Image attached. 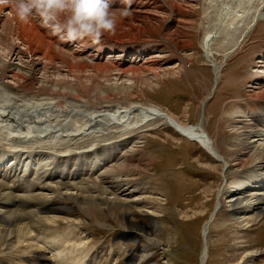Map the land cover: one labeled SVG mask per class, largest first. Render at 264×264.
Masks as SVG:
<instances>
[{
    "label": "rangeland",
    "instance_id": "rangeland-1",
    "mask_svg": "<svg viewBox=\"0 0 264 264\" xmlns=\"http://www.w3.org/2000/svg\"><path fill=\"white\" fill-rule=\"evenodd\" d=\"M248 1L203 0L200 1V4L190 5L191 7L185 5L182 8L181 20L188 17L189 20L183 22L189 27L190 33L188 36L186 34V37H182L181 41L186 42V49L179 51V56L174 49L170 50L172 45H168L166 51H169L172 60L170 64L163 66V69L168 70L163 71L160 67L154 66L157 67L154 69L159 71L153 72L156 78L151 76L153 78L148 79L151 80L148 81L149 83L139 85L131 82L129 88L126 87L123 90L119 88L118 91L114 89L117 93H108L109 100L118 98V100L112 101L115 106L125 107L135 104L154 106L173 115L186 126L191 125L186 123L198 122L201 105L207 100V109L213 111L214 116L210 115L209 111L207 112L206 117L209 116V118H206V125L207 121L212 120L214 138L217 139L219 133L220 137L218 144L211 137L209 129L207 131L210 136L206 131L205 137L193 138L182 134L174 127L180 134L197 141L207 151L208 156L206 154L198 158L195 149L192 147L193 145L200 147L199 144H194L187 139L183 141V137L180 140L173 139L176 136L175 132L170 128L160 127L156 122L150 123L147 128L138 129L140 131L138 134L133 133L134 140L124 138L125 135L129 137L131 132L123 133L121 140L124 146H120V148L124 149L122 160L131 154L127 162L130 165L127 166L129 171L119 174L118 177L114 176L113 180L120 181L122 186L127 181L131 182L130 185H124V188L117 189V197L125 205L130 206L131 212L136 213L126 215V218L135 222L137 229L135 232L131 231L129 226H126V218L119 212L117 213L114 208L111 212L109 209L106 210V206H102V209L105 208L101 211L92 209V212H104L99 215L100 219L90 216V218L83 219L81 230L71 228L74 230L71 233L76 235L70 249L76 255L85 256L84 260L88 264H114L116 262L114 254L118 252V246H126L123 254L119 257L118 264H201L200 257L205 250L209 252L206 264H264V217H261L263 210L250 213L252 210L250 208L251 210L245 211L247 206H251V203H248L249 201L245 198L246 196L264 194V186L253 181L260 175L261 171L255 167L253 159H250L255 148L264 143V141L259 140V134H253L255 128L262 127L260 121L264 118V77L260 76L264 75V71L259 69L264 65V0ZM211 2L212 4H210ZM242 14L243 18L241 17ZM247 28H251V30L245 33ZM211 33L219 35L213 44V58L211 56V59L216 65L227 64L219 83L217 81L220 74L216 72L215 78L213 67L208 64L205 55L202 54V43L206 36ZM158 39L156 37L153 41H158ZM143 45L140 43L139 46ZM169 54L166 52L167 56ZM181 56L186 60L182 61ZM194 56L198 57L197 60ZM190 57H192L191 64L189 63ZM182 62H185L183 66L186 72L184 73L182 72L183 68L179 69ZM115 65L117 68L112 65L104 66L106 69L117 70L118 64ZM147 67L152 70L153 66ZM138 70L147 71L141 67ZM150 71L144 74H149ZM112 74H116V72ZM119 78L121 81L128 79L125 76ZM215 79H217L216 85L223 83L224 87L217 91L215 99H209L215 91L213 89ZM174 85H176L175 90H173ZM29 86L32 92L37 91L35 84ZM39 87L40 85H37V88ZM228 87L229 90H227ZM210 90L212 91L210 92ZM106 91L103 90L102 93L104 94ZM67 97L70 101L74 98L73 96ZM80 99L84 102H88L89 99L91 102L88 103L97 109L110 108V102H99L89 98L88 95L84 97L80 94ZM190 103L193 106L192 110H189ZM168 111L176 113L177 116ZM138 124H142L141 121ZM198 125L197 123L196 126L191 125L190 127L198 128ZM111 126L113 127V124ZM160 128H162V133L161 136H158ZM240 132L243 135H239ZM252 135L257 136L258 141L253 142ZM158 138L164 139V142H156ZM207 138L216 143L217 147L220 145L218 148H221L220 151L223 154L221 155L231 165L229 171H222L221 163L209 159L213 156L207 147ZM244 142H253L249 145L251 152L248 155H246V151L242 150L244 144L241 143ZM240 144L244 154L238 152ZM156 146L167 151L163 153V158L166 161V156L176 154L172 157V163L168 164V171L175 176L180 175L182 182L173 180L172 176L156 178L153 181L149 175H146L150 166L153 170L159 168L156 157L148 161L150 154L156 151ZM1 152L2 150H0ZM239 162L242 164L240 165ZM174 164H177L175 169H173ZM163 173L164 170L160 171L161 175ZM101 175L102 173L96 174L93 180L82 183V186L96 187L97 190L95 184ZM193 175H198L195 178L198 180H188ZM157 180L168 182L166 188L167 194L170 196V198L167 196L168 201L167 198L160 196L161 189ZM247 181L251 182L253 189L251 192H244L245 195L241 196L232 193L233 186L231 185L238 183L236 186L241 187L242 182ZM58 183L60 182L51 184L54 190ZM36 194L54 195L51 191H41L36 192ZM98 195L99 193L96 192L95 196ZM112 196L115 197V195ZM238 198L243 199L244 209H236L233 212L232 207H230L231 203L234 202L233 199ZM108 199L111 198L108 197ZM219 203L220 211L211 224V230L208 228L206 234L207 229L204 230L206 222ZM86 210L89 211V209ZM76 212L78 210L74 208L68 213L76 215ZM114 214L119 216L115 218ZM149 226H153V229L149 230ZM98 231H102L104 234L99 235ZM94 238L98 239L94 241ZM47 241L48 238L43 241L44 244L28 248L31 246L29 243L36 242L13 240L9 247L0 249V257L29 256L32 258L34 256L37 258L42 254L43 258L45 253L46 259L52 261L53 254L46 251ZM91 255L96 256V258L91 259ZM250 256H254L255 260L250 259L252 258ZM243 257L245 259L242 261ZM12 264L24 263L21 260H16Z\"/></svg>",
    "mask_w": 264,
    "mask_h": 264
},
{
    "label": "bare ground",
    "instance_id": "bare-ground-1",
    "mask_svg": "<svg viewBox=\"0 0 264 264\" xmlns=\"http://www.w3.org/2000/svg\"><path fill=\"white\" fill-rule=\"evenodd\" d=\"M200 1L202 2L203 0H118L116 10L126 9L129 14L118 19L117 27L113 34L103 37L107 40L116 42L117 45H122L123 47L131 49H135L136 44L140 41L146 42L148 46L138 47V49H136V54L134 53L138 56L141 54V56H137L136 59L131 57L133 61H129L128 64H137L136 60L141 59V62L144 60L141 67H145L143 63H152L156 61L154 63L159 64L158 66L163 69L166 56L161 60V63L159 59L147 60V54L150 53L149 51L154 48L156 49V47L151 46V39L156 35L165 36L164 41L173 45L174 47L172 49L179 55V51L186 49V42H182L181 38L186 37V34L188 36L190 33L189 27L181 20L182 8L185 5L200 4ZM247 1L248 0H246V2ZM248 3H250V1H248ZM210 4H212V2ZM240 6L237 7L241 8ZM243 9L244 7L241 9V12ZM243 14L242 16L240 15L242 18ZM250 30L251 28H247L245 33ZM218 36V34L211 33L206 36L202 43L203 54H205V58L209 61H211V56H213V44L218 39ZM51 37L54 38L56 36L51 31L49 34L44 33L41 27L34 23L32 19L27 23L19 22L8 5H0L1 146H8L10 149L25 146L23 149H27L30 152H36V147H39L49 149L56 154H81L76 157H87L92 155L95 151L91 149L93 146L101 147L102 143L121 138L123 136L122 134L126 132H131V134H129V137L125 135L124 138L131 140L134 138V136H132L133 133H140L138 129L142 127L147 128L150 123L155 122H162V127L168 126L182 137H186L182 134L193 138L206 136L208 128L206 125V116L203 113L198 121V128H194L190 127V124H188L190 126H186L173 115L154 106L135 104L121 107L115 106L113 104L114 102H112L118 100V98L109 100L108 93L114 94L117 93L119 88L122 90L126 89V87L129 88L131 82L138 83L139 85L149 83L148 81L151 80L148 79H152L153 77L156 78L153 72L156 71L157 73L159 71L158 69H152L151 71L147 69L146 72L150 71V73L144 74L146 72L138 70L137 67L123 69L128 66L126 62H117V70H111L110 68H107V70L104 66L105 64H100V59L95 60L90 55H87V53L91 51V48L83 46L82 42L77 41L75 43L65 44L60 40L48 41L47 38L51 39ZM164 41L162 44L165 45L164 50H166L168 45L164 44ZM164 52L161 50V47L157 49V53ZM228 55L230 56V54ZM223 69L224 65L218 66L215 64V78L216 72L220 74L218 76V81L216 79L217 83H219L220 79L222 80ZM261 69L264 71V67ZM166 70L168 69H163V71ZM115 72L116 74H112ZM123 76L128 79L126 81H121L120 78L118 79V77L123 78ZM151 76L153 77L151 78ZM25 84H27V86H25ZM31 84H35L36 89L37 84L40 85V88L34 95L30 93V86L28 87V85ZM103 90L107 91L103 94ZM80 94L84 97L88 95L89 98L99 102H110V108L97 109L91 103H88L91 102L89 99L88 102L82 101L80 99ZM67 96H73L74 98L70 101ZM206 104L207 100L202 103V108H205ZM79 115H81L82 119L79 120L76 118V120L72 122V119ZM137 120L138 123L141 121L142 124H138ZM111 124H113V127ZM33 125H38L37 129ZM98 127L103 129L106 133L100 135L98 132L97 134L96 129ZM174 127L182 134L176 131ZM48 133H50L48 137L40 136L41 134ZM240 134L243 135L242 132H240L239 135ZM253 134H259V140L264 141V133L260 131V129L257 128ZM251 138L254 139L253 142L258 141L255 135H252ZM186 139L199 144L193 139L187 137ZM206 140L208 142L207 147L209 152L213 156V158L209 157V159H214L216 163H221L223 166L222 171H229L231 165L228 160L222 156L223 154L220 148H218L219 146L217 147L213 139L214 142L209 138ZM253 142L241 143L244 144L242 150L244 152L246 151V155L251 152L249 145ZM107 144V146L112 147L115 143L110 142ZM241 144L238 152L244 154V152L241 151ZM130 155L131 154L125 156V160H122V155H112L114 157L113 160H109V158L105 159V165L107 166L102 167L103 169L106 167L105 173L100 178V182L95 184L97 190L96 187L75 186L73 188L66 185L64 187L61 186L62 189L51 197L34 194L30 197L22 198L20 195H17V192L29 193L32 192L35 187L27 185L28 187L25 188L26 184L24 183L9 187L7 182L19 178V176L13 179H11V177L9 178L10 180L7 181V178H4L5 183H0V207H6V213L8 215L5 216L3 220L0 219V249L6 246L9 247V244L13 240L36 242L29 243L31 246L28 248L32 246V248H34L36 245L44 244L43 240L40 239V235L42 234L47 238L49 237V243H51V239L53 240L54 238V246H59L55 247L59 254L52 262L45 260L46 256L44 255L43 259L42 254L37 258L34 256L32 258L29 256L17 258L9 256L5 258L0 257V259L4 258L0 260V264H12L16 260H21L24 264H88V262L84 260L85 256H78L74 259V257L70 258L65 251H63V249L69 247V243L73 240L74 235L72 233H65L61 236L55 233H47V231L55 229L53 226L58 228L66 224L81 229L82 223L79 224L69 219L67 216H62L65 214L70 215L68 212L74 210V208L78 210L76 216L82 218H90V216H92L93 218L100 219L99 215L102 214L103 211L92 212V209L101 211L105 208L102 209V206H106V210L109 209L110 212L112 208L116 209L117 213L119 212L125 218L126 215L132 213L136 214L135 212H131L130 206L125 205V203L117 197V189H122L124 185H130L131 182L127 181V183L122 186L120 181L113 180L114 176L118 177L119 174H124L126 171H129L127 170V166L130 165L127 162ZM251 158L255 163V167H258L260 170L264 168V143L255 148L250 159ZM242 163H244V160H242ZM242 163H240V165ZM77 170L80 169L73 168L70 172ZM110 184H113V186H110ZM105 185H109V187ZM59 188L58 186L57 189ZM7 189L10 191L8 195L3 192ZM71 189L72 191L74 189L76 192L72 193ZM96 192L99 193L98 196H95ZM237 194L240 196L245 195V193ZM112 195H115V197ZM108 197L111 199H108ZM245 198L249 201L248 203H251V206L253 205L250 213L256 210H263V215L261 212L260 213L261 217H264V194H251ZM242 200L243 199L240 198L236 200L233 199L234 202L231 203L230 206L233 212L236 209H244ZM260 205L261 207H258ZM217 208L219 210L220 204H217ZM86 209H89V211ZM248 210L249 207L247 206L245 211ZM49 214L52 215L49 216ZM118 216V214H114L115 218ZM211 216V219L209 222H206L207 224L204 228V230L207 229L206 234L208 228L211 230V224L216 215L212 214ZM126 221V226L128 225V228L135 232L137 224L133 221L131 222L127 218ZM111 227L113 228L112 224ZM148 229L152 230L153 226H149ZM98 233L99 235L104 234L102 231H98ZM131 234L135 235L134 233ZM204 236L206 237L205 234ZM97 239L98 238H94V241ZM156 243L158 244L157 240ZM125 247L126 246H118V252L114 254V257H116V262L114 264H118L119 257L123 254ZM94 255H91V259L96 258ZM208 256L209 252L205 250L201 257V264L207 263ZM250 257H252L250 259L253 261L255 260L254 256ZM244 259L245 257L242 258V261Z\"/></svg>",
    "mask_w": 264,
    "mask_h": 264
},
{
    "label": "clouds",
    "instance_id": "clouds-1",
    "mask_svg": "<svg viewBox=\"0 0 264 264\" xmlns=\"http://www.w3.org/2000/svg\"><path fill=\"white\" fill-rule=\"evenodd\" d=\"M0 5H8L19 22L37 19L65 44H98L115 32L119 18L129 14L114 10L110 0H0Z\"/></svg>",
    "mask_w": 264,
    "mask_h": 264
}]
</instances>
